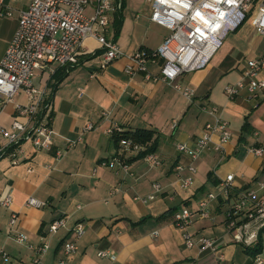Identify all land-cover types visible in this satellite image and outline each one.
I'll return each mask as SVG.
<instances>
[{"label":"crops","instance_id":"1","mask_svg":"<svg viewBox=\"0 0 264 264\" xmlns=\"http://www.w3.org/2000/svg\"><path fill=\"white\" fill-rule=\"evenodd\" d=\"M29 2L4 0L13 15L0 18V59L16 29L19 11ZM122 14L119 32L114 35L112 13L106 36L125 53L155 49L169 33L149 19L146 0H124ZM232 33L231 44L224 40L204 68L176 78L175 83L194 91L191 100L164 81L146 80L142 73L126 75L125 57L102 67V49L93 38L84 41L78 64L56 84L50 68L37 70L35 86L51 90L52 144L45 151L23 143L17 164L0 158V195L12 194L10 208L0 207V264H32V251L14 239V230L24 233L29 244L47 243L49 250L42 260L55 264L63 255V245L74 240L76 223L83 225L84 233L75 239L77 250L66 264H253L255 257L231 239L225 219L243 190L253 188L264 199V190L257 186L264 181V153L256 156L247 151L264 144V88L255 95L242 90L234 99H228L223 89L240 79L246 67L244 56L251 59L264 53V37H254L258 33L249 19ZM52 68L55 71L57 66ZM148 69L153 75L159 73L158 65L150 64ZM258 78L264 80V71ZM16 100L25 99L20 94ZM210 107L227 122L231 138L220 152L197 155L193 183L184 189L177 181L175 166L186 165L190 159L176 150V143L194 144L204 125L214 121ZM13 118V104L6 103L0 111V127L8 128ZM174 120L177 125L172 127ZM88 122L93 128L84 130ZM112 123L123 131H153L161 164L133 159L137 154L130 153L125 157L127 171L104 165L118 149L114 136L105 132ZM57 152L62 153L61 158L55 157ZM229 174L233 175V189L224 195L219 185ZM154 183H159V192L154 191ZM151 194L152 200H140ZM208 194L216 197L209 203V218L195 215L185 229L174 225L178 209L195 211ZM29 196L47 201V206H25ZM11 211L17 213L13 228L9 225ZM59 218L65 219L66 227L50 233L49 224ZM184 232L194 240L201 236L216 239L217 255L199 253L195 245L186 247ZM100 251L108 255L100 257ZM3 255L9 260L4 261Z\"/></svg>","mask_w":264,"mask_h":264},{"label":"built area","instance_id":"2","mask_svg":"<svg viewBox=\"0 0 264 264\" xmlns=\"http://www.w3.org/2000/svg\"><path fill=\"white\" fill-rule=\"evenodd\" d=\"M122 1L30 0L27 7L19 11L16 29L0 59V111L6 103H12L14 108V118L9 127H0V136L4 140V143L0 144V158L7 157L14 164L21 162L18 155L23 153L22 145L25 142L30 143L36 150L47 151L51 148V90L35 86V73L37 70L48 68L50 73H53L52 65H77L87 38H93L100 45L102 67L125 57L128 60L123 68L126 75L142 73L146 80L164 81L191 100L194 91L175 83L180 74L204 68L222 46L227 35L248 19L255 31L264 37V0H146L150 5L149 19L165 27L169 33L157 48H139L128 54L106 36L111 15L121 8ZM12 15V10L4 6V0H0V18ZM150 64L159 66L158 75L150 73ZM261 71H264V53L246 60V67L240 79L224 86L225 96L234 99L242 90L255 95L264 88V80L258 78ZM20 94L24 96L23 102L16 100ZM202 110L207 109L202 107ZM208 112L215 116L214 121L204 125L202 133L192 146L176 143V150L190 159L186 165L179 163L175 166L177 181L184 189L193 183L196 172L193 160L197 155L202 151L220 152L231 138L228 124L216 114L217 109L210 107ZM103 115L107 116V113L103 112ZM176 125L177 121L174 120L172 127ZM92 128L93 123L88 122L84 130ZM122 131L117 123H112L105 130L113 136ZM214 135L217 140H213ZM145 149L144 145L122 138L119 140L116 154L103 164L127 171L126 155L137 154ZM247 151L261 156L264 153V144L250 146ZM61 156V152L55 155L56 158ZM142 159L153 166L161 164L156 153H147ZM232 181V174L221 181L220 191L224 195H229L232 191ZM257 186L258 189L264 190V181H258ZM153 188L155 192L161 190L159 183H154ZM153 198L154 195L151 194L140 200L146 203ZM215 198L213 194H208L200 199L195 211L186 207L178 209L173 215L174 225L185 229L195 215L209 218V203ZM11 204L10 192L0 195V207L9 209ZM24 204L27 207L43 209L47 206V201L29 196ZM77 208L80 206L77 205ZM16 218L17 213L11 211V228L14 227ZM225 221L226 230L235 243L244 247L254 245L259 232L264 228V199L260 198L253 188L243 190L226 211ZM64 227L65 219L59 218L49 224V232L55 234ZM72 232L74 240L63 245V255L55 264H66L67 257L77 250L75 239L83 235V225L76 223ZM12 234L18 243L26 244L32 251V264H45L42 258L49 250L47 243L32 245L28 243L24 233L14 230ZM153 235L156 236L157 232ZM183 237L188 248L195 245L199 253H218L217 240L214 238L201 236L194 240L188 232H184ZM107 255V252H98L100 257ZM218 257L222 259V255ZM2 259L8 261L9 257L3 255ZM253 264H264L261 253L255 256Z\"/></svg>","mask_w":264,"mask_h":264},{"label":"trees","instance_id":"3","mask_svg":"<svg viewBox=\"0 0 264 264\" xmlns=\"http://www.w3.org/2000/svg\"><path fill=\"white\" fill-rule=\"evenodd\" d=\"M123 5L124 0L122 1L121 8L116 10L114 12V35H117L121 26L122 18H123ZM72 67H57L53 73V78L55 84L60 81L71 69ZM131 139L133 142L141 144L146 146V149L142 152L137 153L136 157L134 158H143L144 155L147 153H155L156 151V144L157 140L154 137V132L147 129H135V130H125L122 131L119 134L114 135V141L117 147H119V140L120 139ZM131 159L127 160L130 161ZM170 214V212H169ZM264 246V228L259 232L258 240L257 242L252 245L245 247L244 250L251 255L252 257H255L257 254L262 253Z\"/></svg>","mask_w":264,"mask_h":264},{"label":"rangeland","instance_id":"4","mask_svg":"<svg viewBox=\"0 0 264 264\" xmlns=\"http://www.w3.org/2000/svg\"><path fill=\"white\" fill-rule=\"evenodd\" d=\"M254 34H255V33H254ZM232 35H233V33L230 32L229 35H227V37L225 38V40H226V41H229L230 44H231V41H232V37H231ZM254 37H257V39H260V38H261V37L259 36V34H258V35L255 34ZM246 60H247V57L244 56V58L242 59V63L245 64ZM262 254H263V255H262V257H263V256H264V251L262 252Z\"/></svg>","mask_w":264,"mask_h":264}]
</instances>
